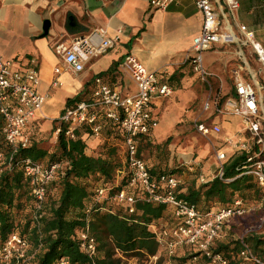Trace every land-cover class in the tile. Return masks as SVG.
Instances as JSON below:
<instances>
[{
  "label": "trees",
  "instance_id": "16d2710c",
  "mask_svg": "<svg viewBox=\"0 0 264 264\" xmlns=\"http://www.w3.org/2000/svg\"><path fill=\"white\" fill-rule=\"evenodd\" d=\"M79 100L77 96L69 104ZM36 120L32 127L40 125ZM3 125L0 114V149L5 155V162L0 166V257L4 242L18 234L30 241L34 253L24 264H59L62 259L71 264H124V258L134 259L138 264H154L150 263L154 255H159L156 264H165V249L153 226L172 228L179 219L167 204L151 199L143 189L130 185L132 175L124 160L121 146L124 136L119 123L105 121L99 136L87 126L76 128L73 139L66 134L67 123L53 120L45 131L27 129L30 144L16 148L7 144ZM58 125L62 130L54 141L52 136ZM169 141L156 144V149L164 152ZM144 142V145L139 143V155L143 159L142 150H147L152 143ZM252 155L253 151L246 150L229 153L222 178L210 177L203 182L195 171L189 180H182L178 185L176 197L194 204L201 213L233 207L236 200L250 211L251 205L264 198V186L257 175L247 173L253 164L249 161ZM28 159L46 166L60 165L46 185L40 208L31 178L25 172ZM146 163L155 178L186 172L181 164ZM100 188L107 189L104 195L99 194ZM121 190L132 194L135 202L115 200V194ZM87 225L97 242V252L92 258L82 247L79 236ZM240 226L243 229L247 226L241 216L225 222L213 243V252L226 256L230 264H240L244 241L264 259V235L252 231L236 238L234 233ZM225 236L227 240L223 239ZM173 260L175 264H209L207 255L187 244L176 247Z\"/></svg>",
  "mask_w": 264,
  "mask_h": 264
},
{
  "label": "built area",
  "instance_id": "2783aa9c",
  "mask_svg": "<svg viewBox=\"0 0 264 264\" xmlns=\"http://www.w3.org/2000/svg\"><path fill=\"white\" fill-rule=\"evenodd\" d=\"M175 1L154 0L153 5L157 9L166 10ZM218 1L219 4L216 5L214 0H194L203 20L200 32L192 40L186 62L191 64L194 72L209 87L202 112L195 118L194 124L199 133L207 137L211 132L222 131L221 124L215 122L216 116L228 114L239 117L243 130L249 134L251 140L244 141L242 138L234 140L228 136L225 143L237 150L253 151V155L249 157L253 164L247 173L257 175L264 186V95L261 93L264 87L258 81L250 82L241 74H236L235 95L223 99L220 93L213 94L211 81L213 73L204 63L203 53L225 40L221 18L229 21L230 16L240 5L239 0ZM239 31L243 42L252 46L264 67V47L256 41L254 31L245 24L239 25ZM115 45L116 39L107 36V29L100 28L89 36L76 37L71 44L57 45L56 50L63 56L66 68L73 73H79L84 70L85 63L90 57L98 56ZM126 64L137 84L136 92L124 94L117 86L96 77L92 96L69 104L54 120L67 123L66 134L73 139L76 138V128L87 126L95 136H99L105 121L119 123L124 136L121 145L124 160L132 175L130 185L143 189L151 199L167 204L179 219L172 228L153 226L158 240L165 249V264H175L173 256L176 247L182 244L191 245L207 255L209 264H230L226 256L213 252V243L220 235L225 222L237 216L243 217L249 211L242 206L240 200H236L233 207L201 213L194 204L176 197L175 190L182 181L178 175L163 174L159 178L152 175L146 161L139 155V138L149 135L158 122L149 111L151 103L156 97L170 96L174 89L166 80L161 79L160 75L168 73L167 71L159 73L151 70L133 54L128 56ZM55 71L60 73L61 68L58 67ZM39 83L40 72L36 59H30L29 66L20 70L14 67L13 60L5 58L0 51V114L4 119L3 134L8 145L16 148L18 145L25 147L30 144V135L26 130L30 129V132H33L31 124L46 102V95L36 88ZM61 130L60 125L55 128L56 139ZM226 157V152L216 149L217 170L212 178L223 177ZM4 162L5 155L0 149V166ZM59 166V164L46 166L30 159L26 161L25 172L31 178L39 208L46 196V185L54 178ZM195 166L190 165L189 169L195 171ZM199 178L203 182L208 180L204 174H200ZM162 187L164 189H161ZM106 191L107 189L100 188L99 194L104 195ZM114 199L124 203L135 202V197L125 190L118 191ZM79 236L82 247L91 258L94 257L97 242L90 232L89 225L80 231ZM33 255L30 241L26 237L14 234L2 246L0 264H24ZM240 257L242 259L240 264H264V259L244 241ZM158 258L159 255L151 256L150 263L156 264ZM59 264L71 263L67 259H62Z\"/></svg>",
  "mask_w": 264,
  "mask_h": 264
},
{
  "label": "crops",
  "instance_id": "0c3cea01",
  "mask_svg": "<svg viewBox=\"0 0 264 264\" xmlns=\"http://www.w3.org/2000/svg\"><path fill=\"white\" fill-rule=\"evenodd\" d=\"M153 1L0 0V51L20 70L29 66L30 59H36L40 72V83L36 88L46 95V102L36 117L40 125H33V132L49 129L52 121L75 97L89 99L96 86V77L117 86L124 94L136 92L137 84L126 64L131 54L151 70L167 71L160 75L161 79L174 89L170 96L154 99L149 107L153 117L167 111L177 115L172 122L175 126L181 117L192 122L195 112L190 111H201L209 92V87L186 62L192 40L201 30L203 16L194 0H176L166 10L155 8ZM214 2L219 4L218 0ZM239 3L229 21L221 18L224 42L203 53L205 66L216 76L212 77L213 94L220 93L223 99L235 95L236 74L250 82L258 81L264 87L263 64L252 46L243 42L239 31V25H247L254 31L256 41L264 47V0H239ZM46 22L49 23L47 32ZM100 28L107 29V36L115 38L116 45L90 57L79 73L67 69L56 46L71 44L76 37L89 36ZM58 67L61 68L60 73L55 71ZM219 83L222 84L221 89ZM261 93L264 95V89ZM175 111L183 112L179 116ZM238 119L237 116L224 119L216 116L215 122L221 124L222 131L209 135L221 145L226 144L228 136L237 140L242 130L241 120L240 125L235 122ZM186 125V128L192 127V124ZM149 135L146 140L140 137L139 143L144 145L147 141L152 145L156 137L152 131ZM243 135L249 136L246 132ZM235 150L232 148L227 155ZM144 151V159L149 163ZM183 155L190 157L182 159L179 156L181 164L192 165L194 161L197 165L201 161L202 174L209 175L217 170V162L213 163L212 159L207 160L199 154L194 157V153Z\"/></svg>",
  "mask_w": 264,
  "mask_h": 264
},
{
  "label": "rangeland",
  "instance_id": "374dc122",
  "mask_svg": "<svg viewBox=\"0 0 264 264\" xmlns=\"http://www.w3.org/2000/svg\"><path fill=\"white\" fill-rule=\"evenodd\" d=\"M212 77H216V76L213 74ZM211 81H213V78H211ZM203 83L207 85L205 82ZM218 87L219 89H221L222 84L219 83ZM175 112L178 113V115L180 116V114L183 111H175ZM184 112H189V111H184ZM190 112L192 113L195 112L192 122L190 123L189 121H187L186 119L187 117H181L177 119L178 124H176V126L172 124V122H173V119L177 115L168 114L167 111H162L161 115L156 116V119L158 122L152 130V133L156 137V139L154 140L152 144L153 146L151 145L145 151V156L150 164H154V163L158 164L160 162L163 165L164 164H168V165L181 164L179 161L180 160L179 156H181L182 159L186 157H187L186 159H189L188 157H190V156L183 155L186 153H190V154L194 153L195 155L194 157H197L199 154L203 157H206L207 160L212 159L214 163L216 162V149H218L219 151H224L226 153L232 151L233 147L231 145L229 144L221 145V143L218 142L212 135H209L208 137H204L198 134L196 128L194 127V119L202 112V110L201 111H190ZM230 116L232 115L224 114L221 117L222 119H224ZM235 122L237 125L238 124L240 125L239 119L236 120ZM186 124L187 125L192 124V127L186 128L185 127ZM183 126L185 128H183ZM180 127H182L183 129H180ZM244 133L245 131L243 130V125H242V130L238 134V138L242 137L244 141L251 140V137L244 136L243 135ZM52 139L55 141L54 135L52 136ZM168 139H170V141H169L168 146H165L163 148L164 152H161L160 149L159 150L156 149L157 148L156 144L164 142ZM115 142L120 143V140L119 141L116 140ZM191 163L192 165H195L194 161ZM181 165H183V167H185L186 169L185 173L178 175L181 178V180L184 179L183 181L189 180L194 175L193 173H196L195 171H197V173L199 174L203 173L201 170V165H202L201 161H200V164H197L195 166V169L197 168V170L195 171L194 170L192 171L188 168V165H191V164H187V165L181 164ZM215 172H212L209 175H205V174L204 175L206 178H210L212 177V175L215 174ZM250 207H251L250 211L245 216H243L247 226L244 229L243 227L240 226L235 231L234 237L236 238L244 237L246 234L252 231H255L259 234L264 235V198L261 202L255 205H251ZM223 239L227 240L228 236H225ZM123 260H124V264H138V262L134 259L124 258Z\"/></svg>",
  "mask_w": 264,
  "mask_h": 264
},
{
  "label": "water",
  "instance_id": "95a60500",
  "mask_svg": "<svg viewBox=\"0 0 264 264\" xmlns=\"http://www.w3.org/2000/svg\"><path fill=\"white\" fill-rule=\"evenodd\" d=\"M48 27H49V23L46 22V24H45V31H46V32L48 31Z\"/></svg>",
  "mask_w": 264,
  "mask_h": 264
}]
</instances>
